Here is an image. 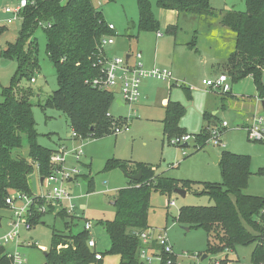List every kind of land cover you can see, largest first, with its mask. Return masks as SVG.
<instances>
[{"label":"trees","instance_id":"16d2710c","mask_svg":"<svg viewBox=\"0 0 264 264\" xmlns=\"http://www.w3.org/2000/svg\"><path fill=\"white\" fill-rule=\"evenodd\" d=\"M28 1L22 11L15 42L7 43L0 54L3 59L16 62L9 85L0 91V209L8 208L5 201L11 192L32 197L33 202L42 207L44 203L41 197L32 195L29 176L35 167L40 179L47 177L52 168L50 157L57 151L38 144L31 103L33 91L31 87L20 84L23 80L30 82L34 79L39 67L38 46L32 39L38 28L45 35V52L55 71L57 83V89L39 107L64 115L71 134H75L74 139L81 141L111 135L122 122L121 118L115 119L110 114L115 96L86 83L101 76L99 43L102 37L113 35L102 13L96 10L91 0ZM244 2V11H224L213 9L210 0H155L156 6L164 10L187 13L197 18H218L220 24L234 35V49L228 57L226 70L230 84L249 77L257 97L264 100V0ZM136 6L138 19L134 27L137 32H158L160 25L154 17L150 1L136 0ZM5 30L4 26H0V35ZM176 31V26L165 29V33L170 35H175ZM188 46L193 48L194 44ZM221 94L223 98L232 97L231 91ZM183 114L181 103L167 101L161 121L164 138L169 140L186 135L179 125ZM203 117L207 121L206 126L191 135L195 153L207 147L210 130L219 125L215 121L216 115L204 113ZM227 129L221 128L219 139ZM22 136L27 141L26 158L13 155L22 147ZM250 162L249 156L222 150L217 164L221 182L198 183L156 174L152 166L143 163H134L130 167L126 161L107 160L103 172L118 168L126 177L127 185L118 189L112 199L115 209L113 219L97 223L109 239L108 249L100 252L101 258L110 255L117 256L119 264H143L138 260L141 244L137 235L151 230L147 222L151 192L170 195L174 190L182 189L186 193L191 191L194 195L206 196L213 202L208 207H182L174 218L177 224L188 230L201 229L206 233L205 261L235 252L240 246L254 245L251 263L264 264V196L243 193L248 186ZM139 172L141 176L138 181L130 179ZM256 174L264 176V167L258 168ZM82 179L88 180L86 191L91 193L92 179ZM196 184L202 185L200 192L192 191ZM46 206L44 213L37 212L35 206L31 207L32 214L28 217L31 228L44 224L41 218L53 212L49 205ZM55 217L64 220L68 215L60 210ZM66 225L64 222V230L67 229ZM64 230H52L49 249L44 252V264H103L102 260L95 259L96 252L88 248V232L82 230L72 234L70 230ZM208 256L214 258L209 259ZM223 258L219 259L221 264L229 261L228 257ZM165 259L163 255L160 264H164ZM170 259L176 264L175 255H171ZM0 264H12L4 247H0Z\"/></svg>","mask_w":264,"mask_h":264},{"label":"rangeland","instance_id":"374dc122","mask_svg":"<svg viewBox=\"0 0 264 264\" xmlns=\"http://www.w3.org/2000/svg\"><path fill=\"white\" fill-rule=\"evenodd\" d=\"M20 0H0V25H4L5 32L0 35V54L7 43H14L20 28V22L14 21L5 24L2 10L5 7L13 8ZM155 19L160 28L158 32H137L134 25L138 19L136 0H116L107 2L104 0H91L96 10L102 13L107 24L115 28L113 36L114 44L108 47L107 56L118 55L124 57L130 54L133 57L139 54L137 61L142 68L151 70L157 68L167 70L172 74L171 81L144 80L142 92H147L148 99L128 105L118 106L116 99L111 104L110 114L115 119L121 118V124L128 123V131L118 135H108L101 139L73 140L67 142L65 150L78 148L81 152L82 160H89V169L84 163L76 165L72 158L65 163L66 169L76 168L78 174L72 176V180H67L65 187L69 190V200L61 201L59 204L49 205L53 212L41 218L44 224H38L30 230L21 226L18 239L4 244L5 251L10 254H19L22 262L20 264H44V252L49 249L50 238L53 229L64 230V222L67 229L72 234L83 230L84 221L87 220L91 225V235L97 246L96 250L104 253L109 247V239L105 231L97 223L99 221L112 220L115 209L112 199L118 189L124 188L127 184L126 177L118 169L103 172V166L109 159L144 163L153 167L156 174L174 178L177 180H191L194 182L220 183V168L213 163L206 149L213 154L219 155L222 150L238 155L249 156L250 177L248 186L243 191L246 195L264 196V176L256 174L258 168L264 167V145L253 143L247 139L246 132L240 126L244 117L249 114L261 113L260 101L250 98L255 94V88L250 78H245L238 83L231 84L232 97L223 98L224 95L217 90L206 89L202 85V80L214 76V72L228 69V64L211 68L204 65V62L190 60L193 53L184 46H174L173 36L165 33V25L172 22L174 16L156 6L155 0H149ZM211 7L215 10H234L244 11V0H210ZM180 17L177 24L178 34L176 42H191V29L196 27V22L189 17ZM215 19V18H214ZM217 19V18H216ZM198 31L201 27L198 26ZM131 34V35H129ZM128 36H132L129 37ZM136 36V37H135ZM33 40L37 43L38 69L34 73V82L23 80L22 86L31 87L33 97L32 112L35 120V129L38 133L37 142L39 145L50 148L56 143H60L59 138L69 134V122L67 118L52 109H41L42 104L53 91L57 89L56 74L48 60L45 52V35L41 28H38L33 35ZM204 48V44L201 45ZM16 70L15 60L3 59L0 55V91L7 87ZM187 88V89H185ZM178 101L184 107V114L180 119L179 125L185 128L189 139L183 144H174L173 138L169 140L162 134L163 101ZM2 98L0 97V102ZM141 101V102H140ZM216 112L218 127L210 130V139L206 143V148L194 152V141L191 135L197 133L206 126L207 121L203 114ZM251 112V113H250ZM248 119H246L247 121ZM227 122L228 129L223 134L218 145H209L217 138L220 131V123ZM245 121V123H246ZM183 136V135H182ZM181 136V137H182ZM223 144L225 147L221 148ZM63 148L57 147L55 150ZM27 141L22 136V147L13 155L27 157ZM68 162V163H67ZM52 166L51 173L57 175L61 166ZM57 165V164H56ZM133 167V165H129ZM91 175V176H90ZM47 176V177H48ZM45 177L40 184V177L37 169L33 167V172L29 176V187L33 196H43L49 190L44 183ZM82 177L90 178L93 182V191L87 193V181ZM73 182V183H71ZM201 184L192 187V191L200 192ZM36 193V194H35ZM39 193V194H38ZM16 192H11L9 197L16 198ZM28 197V196H27ZM174 202V206H170ZM22 203V202H21ZM72 205V207H70ZM213 202L206 196L194 195L191 191L185 197H181L174 192L170 195H162L160 192L152 191L149 201L147 222L151 228L164 230L172 246L173 252L178 259V264H190L196 262L206 250V233L201 229H191L186 231L185 227L180 226L174 221L178 210L182 207H208ZM0 209V239L7 236L13 229L10 220L14 217L11 211ZM64 210L68 218L62 220L55 217V214ZM47 211V210H45ZM11 218V219H10ZM254 245L240 246L235 252L216 256L219 259L229 258L224 264H252L250 260ZM213 259L214 256H208ZM204 260L202 264H206ZM103 264H119L117 257L105 256ZM157 264V263H154Z\"/></svg>","mask_w":264,"mask_h":264},{"label":"built area","instance_id":"2783aa9c","mask_svg":"<svg viewBox=\"0 0 264 264\" xmlns=\"http://www.w3.org/2000/svg\"><path fill=\"white\" fill-rule=\"evenodd\" d=\"M29 3L28 0H20L19 3L13 7H5L2 12L8 16L6 19V24H11L14 21H22V11ZM108 30L114 31V26L108 24ZM157 36H160L158 33ZM114 44L113 36H104L101 38L99 43V53L101 55L100 73L99 78H95L87 81L92 87H97L98 89L108 91L112 93L120 100L123 104H134L139 102L142 97L141 85L144 80H155V81H171L172 74L167 70H160L157 68H152L151 70H145L142 68L140 62L137 61L139 54L134 57L129 56L126 61L125 57L114 56L108 57L106 55V48ZM34 82V79L31 80ZM202 85L208 89L217 90L220 93H227L231 91V84L226 74H220L214 79H203ZM128 123L116 126L113 129V134H123L128 131ZM221 128H228L227 122L223 121L220 123ZM244 131L246 132L247 139L253 143H259L264 145V116L260 114L253 115L250 119L246 121ZM75 137V134H71ZM189 139V135H183L182 137L173 138L174 144L186 143ZM220 143L219 133L217 138H214L209 145L213 146ZM219 146V145H218ZM221 148L225 146L220 145ZM72 158L76 165H80L82 162L81 152L78 148L71 150H65V147L58 149L50 157L51 163L61 169L58 170L57 175L48 176L44 183L49 187L47 193L41 196L43 200L42 207H38L34 202L32 197H27L26 195L16 194L14 196L8 197L5 201L6 205L10 208L11 214L14 216L10 220L13 229L11 232L0 239V247H4V244L9 241H16L18 239V233L23 226L26 230H30L31 226L28 223V217L31 216V207L35 206L37 212L44 213L47 210L46 205L59 204L61 207V201L69 200V190L65 187L67 180H72L74 175L78 174L76 168L66 169L65 163L67 160ZM68 163V162H67ZM57 164V165H56ZM59 165V166H58ZM73 183V182H71ZM22 202V203H21ZM170 206H174V202H170ZM72 207V205L70 206ZM264 213V211L262 212ZM261 213V214H262ZM92 225L88 222H84L83 230L88 232L90 235L87 242L88 248L95 249V240L91 235ZM140 241V248L138 250V260L143 264H160L163 255L165 256L164 264H173L170 256L174 255L172 246L168 240V237L164 231L156 232L154 230H147L145 232L137 235ZM6 256L12 261V264H20L22 262L19 254H10L6 252ZM95 259L101 260L100 253H95ZM196 262L190 264H202L204 261L196 258ZM177 264V263H176ZM206 264H219L217 260L207 261Z\"/></svg>","mask_w":264,"mask_h":264},{"label":"crops","instance_id":"0c3cea01","mask_svg":"<svg viewBox=\"0 0 264 264\" xmlns=\"http://www.w3.org/2000/svg\"><path fill=\"white\" fill-rule=\"evenodd\" d=\"M166 11L170 12L174 16V18L172 19V22H169L168 24L165 25V27H164L165 29L168 26H176L177 27V24H178L177 22H178V20H179L180 17L182 18L181 20H183L186 17H189L190 19H193L196 22L195 29L193 31L191 29V31H190L191 32V38H192V41L191 42H186V40H185L182 43H177L176 42V36L178 34V31H176V34L175 35H172L173 36L174 46H180V45L181 46H184L185 48H187L188 50H190V52L193 53V57H191L190 60H193V61L195 60L196 61V59L194 58V56L197 55L198 56V60H200V62H204L205 63L204 65L210 66L211 68H214V67L216 68V67H219V66H222V65H226L227 64L228 57L231 54V52L233 51V49H234V35L227 28L223 27L220 24L218 18L217 19L216 18L214 19V18H211V17H200V18H197V17L191 16V15H189L187 13H177L176 11H169V10H166ZM2 16L5 18L4 23L6 24V19L8 18V16L5 15L3 12H2ZM0 26H4V25H0ZM198 26L201 27V30L200 31H198V29H197ZM114 32H115V28H114V31H112V34H113L112 36H115V33ZM129 35H131V34H129ZM190 43H193L194 44V47L193 48H190L188 46V44H190ZM203 44H204V48H201V45H203ZM107 50H108V48H106V55H107ZM126 55H129L130 56V54H126ZM126 55H124V57ZM114 56H118V55H114ZM220 74H226L227 75V71L225 69H223L220 72H214V76L211 77V78H207V79H214V78H216ZM263 82H264V76H263ZM143 85H144V83L142 82L141 90H142ZM231 94H232V89H231ZM142 95L146 99H148L147 92H145V93L142 92ZM143 96H142V99H144ZM234 97H236V96H232V98H234ZM249 97L255 99L256 101L257 100L260 101V106H261V111L260 112L264 114V111H263V108H262V104H261L262 101H264V100H260L257 97V93L256 92H255V94H252ZM168 100H169V98L167 100H164L163 101V104H162L163 105V109H164V107H165V105H166V103H167ZM170 101H172V100H170ZM176 102H178V101H176ZM116 103L118 104V106H122V103L120 102V100L118 98L116 99ZM163 113H164V111H163ZM256 114H258V113H253L252 112L248 116L244 117L243 118L244 120L241 121V124H238L240 126H237V127L243 128L244 125H245L246 119H250L253 115H256ZM214 115H216V112H212L211 113V116H214ZM228 127H229V124H228ZM181 128H183L185 130V128L183 126H181ZM59 138H60L61 142L60 143H56L54 147H50L51 149H56L59 146H61V147H67L66 146L67 145V142L70 143V141H72V139H73L71 137V131L70 130H69V134L67 133V134L63 135L62 137L59 136ZM73 140H77V139H73ZM217 156L219 157V155H217ZM82 163H84L87 166H89V164H90L89 160H87V158H85V157L82 160ZM134 163L135 162H129V165L130 164L133 165ZM146 165H148V164H146ZM89 171H90V169H89ZM154 172H157V171L154 170ZM40 184H41V182H40ZM186 195H187V193H186ZM150 229L151 230H154L156 232L164 231V230H159L158 228H151L150 227ZM96 246H97V244L95 245L94 251L97 252V253H100L99 251L96 250ZM45 251H47V250H45ZM115 257H117V256H115ZM103 259H104V257L101 259L102 260V263H103ZM117 259H118V262H119V258L118 257H117ZM176 263L178 264L177 257H176Z\"/></svg>","mask_w":264,"mask_h":264},{"label":"water","instance_id":"95a60500","mask_svg":"<svg viewBox=\"0 0 264 264\" xmlns=\"http://www.w3.org/2000/svg\"><path fill=\"white\" fill-rule=\"evenodd\" d=\"M125 59L126 61L129 59V55H126L125 56ZM262 108H263V111H264V101H262ZM206 153L209 155L210 159L213 161V163L215 164H218L219 162V157L215 154H213L209 149H206ZM140 172L137 174V175H134V176H131L130 179L131 180H134V181H138L140 179ZM43 179H40V182H42ZM174 193L181 196V197H185L186 195V191L185 190H182V189H176L174 190ZM186 231H188V228H185ZM204 259H206V255H203L201 258H200V261H203Z\"/></svg>","mask_w":264,"mask_h":264}]
</instances>
